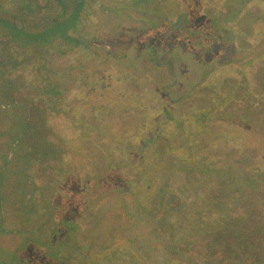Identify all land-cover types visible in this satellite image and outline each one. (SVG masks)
I'll use <instances>...</instances> for the list:
<instances>
[{
	"label": "rangeland",
	"instance_id": "obj_1",
	"mask_svg": "<svg viewBox=\"0 0 264 264\" xmlns=\"http://www.w3.org/2000/svg\"><path fill=\"white\" fill-rule=\"evenodd\" d=\"M38 1L41 6H45L47 0ZM207 1L208 0H97L95 4L93 3L92 9L90 5H87L86 10H88V18L85 19L83 25L79 24L76 28V33L79 38L86 41L89 40L91 45L101 49L111 58V62L115 67H122L123 69L129 70V73L125 71L120 77L125 79L124 89L128 92L127 96H129L128 98L130 100H132L131 96L133 95L139 97L141 91L152 92V90L150 91L146 88L145 83H147V81H145L144 78L141 79V84L144 85L142 89L140 85L138 86L134 82L136 74H140L143 70L148 68V70L155 72V76H152V79L149 78L150 81L152 80V83L156 84L155 90H161L172 102H174L175 107L173 110L177 112L176 115H178V117L182 118V114L196 113L200 110L201 112L208 111L211 114L219 112L218 116L215 117V114L211 116L209 118L210 122L204 127L197 121L193 123L195 118L190 117L189 125L179 126L178 123L173 124L172 128L176 144L181 147V149L187 150L188 154L192 153L196 158H198V156L204 157L203 159L207 158L209 165L213 166H205L206 170L210 173L212 179L218 180L220 177H216L215 179L214 173L221 174L224 169L222 167L227 166L229 163H234V165H236L238 161H242V159H237L234 153L247 151L246 148L253 146V142L256 138L254 139L251 134L245 139L236 135L237 133L230 134V131L237 130L236 132H240V129L244 126V122L241 118V115L245 113L243 110H250L249 113H251L254 109L253 106H255L253 103L255 98L259 100V105L257 110L255 108L256 112L254 118L257 120H264V66L258 67L259 58H254L255 60L252 59L251 62L246 61L251 58L250 48L252 45L244 43L241 38H239L238 41L237 38L230 33L223 31V33L220 32L218 34V38H220L219 43L213 46H203L204 39L201 37L203 35L199 33L206 24L205 17H198L199 12L204 9L207 13L211 14L215 8L214 5H225V8L229 12V14L226 15V20H234L236 17L241 19L237 25L239 29L236 28L234 23L231 24V26L234 25L233 31L236 33L243 29L249 38L250 35L253 38L254 35L249 26V22L253 20V5L251 1L210 0L208 3ZM176 4L179 6H176V8L172 7ZM52 6L55 5L53 4ZM169 7H171V10L168 9ZM0 10H4L7 14H10L12 11H17L18 8L15 4L8 1V4L2 5ZM47 12L48 9L43 10L38 18L41 17L40 20L42 21L44 19L43 17L48 14ZM257 18L260 19L259 16ZM37 20L38 19H36V21ZM262 26H264V24ZM259 30V34L262 35L263 28ZM248 37L245 36V39L247 40ZM2 38L0 34L1 42L3 41ZM261 39H264V37L262 36ZM252 43L255 45V56L258 57V55H261L260 59L264 60L263 42L255 36V41ZM238 47L242 50H239ZM213 48H215V52H213ZM6 50L17 56H23L21 52L17 51L15 46H11L9 49L6 48ZM216 52L222 60L221 63L231 61L233 63L235 61H243V63H241L242 68L240 71H235L228 65L224 71H221L224 77L232 79L233 76H237V79H235V81H229L228 89L224 88L221 91L222 94L220 93V97L216 98V102L211 105V102H208L210 98L212 99V93H210L209 90L196 91L193 88L206 79L210 72V59L212 60ZM1 56L0 53V57ZM1 58L0 61H4L6 56L4 55ZM83 63L82 59L79 64L76 62L75 65L83 67ZM261 63H263V61H261ZM19 68L20 69L8 73L6 76L7 79L0 76V108L3 105H7L5 110H0L1 150L5 154L8 153V149L10 150L9 152L14 151L10 156L11 165L14 167L12 171L14 173L11 174L12 179L6 188V193L8 195H6L4 203L5 213L3 224L8 234L0 238V247L3 248L4 252L5 249H8V252H5L7 253L4 255L5 257L0 256V261L4 262V264H20L21 262L33 261H37V264H68L69 262L66 259L68 254L66 253V249L64 250L61 248L60 243L65 244L67 241L72 240L74 246H78L83 244V241L89 240L87 239L88 237L84 235V232L79 231V233L72 235L71 230L65 231V228H75L72 227L73 224L71 222L82 220L79 219L81 213L79 210H82V200L75 205V208L72 207L68 214L63 211V213L67 215H62V218H60L62 223L56 225L59 229L56 235L58 240H55L53 237V244L50 246V251H53L56 257L53 260H49V262L46 258L37 256L38 254L35 247H38L39 244H37V246L35 244H28L25 251L26 255H20V252H18L19 254L16 253V259L13 258L12 260L11 254L15 252L14 247L16 246V242L19 241V237L11 233V231L14 229H22L27 232H32L34 228H43L41 231V233L43 232V234H41L43 236H45L44 233L50 231L49 228L51 227L53 232L56 231L54 227V224L57 223L55 210L59 213V210H63L64 203H69L72 199H75L72 197L74 192L73 189L76 190L74 187H79V184L84 183V181L86 184L91 183L92 180L89 182L91 176L92 179L94 178L92 183H95L97 177L103 172L101 170L105 167L104 161L100 159V162H98V148L95 143L91 145V140L95 136L103 140L106 146L113 147V151H119L118 154H120L121 158L116 165L123 161L122 155H125L126 159L128 158V160L132 162V165L136 164L142 166L143 163L140 154H142L143 149L142 147H133L129 141H127L129 137L126 136L124 129L127 123L130 124V122H128L129 119H126V122L121 117L123 113H126V110L124 111V106L117 104L118 98L116 96H107L103 99L102 95L98 94V92L95 93L92 92V90L88 91V88L83 87L84 83L74 78L69 82V85H65L67 91H63L62 95L57 94L59 95V99L62 96L64 100H56V98L48 97L45 92H40V90L36 89L31 83V79H40L39 76L42 77V73L40 74L37 71L40 67H28L25 64H21ZM247 72L248 75L258 78V91L250 90V92L249 90H245L246 88L244 86H237L235 88L240 79V74ZM106 74V77L102 78L101 73L99 75L98 71L96 73L95 70L92 72L93 77L97 79L100 86L101 81L105 84L108 82L106 85H109L116 78L112 73ZM158 75L162 77L160 84L157 83L156 80ZM79 78L82 79L80 76ZM54 79V77H51L50 80ZM216 81L218 80L216 79ZM213 84H215L212 85L213 88L220 91V85L217 83ZM85 85L91 86L90 83L88 84L86 82ZM233 85L235 86L233 87ZM247 92L250 97L247 95ZM119 93L118 95L121 99H126L122 90ZM147 99L154 102L151 97ZM130 100H128V102H130ZM104 103L107 105H104ZM18 104H22L23 107L21 108ZM68 104H70V107ZM85 105H88L89 109H85ZM204 105H208L207 107L211 106L203 110L202 106ZM25 106L26 109H24ZM106 106H108V108L102 110V108ZM58 109H67L68 114L65 113V111L60 112ZM81 109H84L85 115H83L81 123H78L76 118L73 117L76 115H72V113L73 110L78 113ZM85 110H89L90 113L87 114ZM58 111L64 116L62 119L63 122L58 124L59 127L54 129V132L50 134V132H52L50 128L54 126L55 120L59 118L57 114ZM102 117H104V124L102 123ZM9 121L17 124L12 128ZM26 121H28L29 127H27V125L25 127L22 126ZM238 124H242V126ZM20 127L26 132L23 136L20 135ZM262 129L264 131V127ZM101 130L102 133L104 131V133L109 136L103 138ZM141 130L142 128H139V132ZM248 131L252 133L254 130L248 129ZM252 134L257 138L263 139L262 142L260 139V142L256 140V143L264 154V136H261L259 133ZM112 135H114V137L111 140ZM219 147H222V152H217L220 150ZM100 148L101 146H99V149ZM159 152H162V148H157L154 151L155 154H159ZM232 154L233 156H230ZM263 154L255 155L254 157L256 159L254 163L264 167ZM20 155L24 157L29 156L27 160H29V162L31 161L33 166L38 169H40L43 164L50 161L48 162L49 169L53 167L54 170L57 171L58 176L56 179L59 181L57 184L59 188L57 189H59L63 195L61 201H59V199V202L56 201L57 198L51 195V191L54 187L53 189L50 187L47 195L38 198L36 196L34 197L30 187L23 188L21 180L24 179V177L22 175L19 177L16 174L18 171L15 168H19L21 163H23L22 161L26 159L22 157L20 161ZM90 157L94 159L89 161L91 164L87 162V158L90 159ZM13 158L16 159L17 163L13 164V162H15ZM202 158L199 161L202 162ZM95 159H97V161ZM151 159L150 157L149 161H151ZM185 160H189V157L184 156L182 162ZM213 162H216L217 166L212 164ZM155 163L156 165H160L161 161L157 158L153 164ZM193 163L194 162L185 164L189 167L193 165ZM251 163L253 162L248 164L251 165ZM156 165L152 170L157 174H153L154 177L149 178V182L147 183L149 186L145 189V197L150 196H148V190H151V188L153 194V188L156 187V185L154 187V184H157V186L161 184V181L158 180V176H156L158 175L156 169L159 168L158 166L156 168ZM79 167L81 171L78 172L75 169H79ZM111 167L113 168L112 165H110V168ZM184 173L189 172L184 171ZM197 173H199V171H197ZM199 178H202L201 175ZM199 178H194V180L191 179L190 181L192 182L183 186L181 189H172L173 192L171 193L174 194V199L172 200L168 195H165L163 199H155V197L153 199L152 197L149 198V200L152 199L151 204L154 206L153 212H151L153 219L147 224L146 236L143 239L144 246L149 256L154 257L156 253L157 256H166L168 257L167 262H169V264H187L186 262L195 260H197V262L191 263L245 264V262L250 263L256 259L264 261V236L245 234L244 229L238 225L234 227L230 235L227 233L224 234L221 228L222 225L217 223L220 215L219 212L213 214L204 211V213L198 215L193 221L188 215L184 218L185 220L182 221L185 230H171L176 222L177 202H196L198 205L202 204L201 200L204 198V192H202V189L198 190L201 188ZM63 182H66L67 186L68 184L71 185V191H69V193H67V190L65 191L66 188L61 189V183ZM158 182L160 183L159 185ZM260 182L261 183L258 184L260 187L252 191L253 196L249 204L250 210L245 211L239 208L240 210L236 211L234 214L238 217L240 213L243 218H249L248 226L254 223L253 217H249L247 213L260 214L257 216L264 222V176L260 178ZM155 191L158 192L159 190L156 189ZM24 193H26L25 196ZM221 193L225 194L226 191H214V195ZM110 196L114 197V192L111 193ZM34 198H36L34 202L36 211L34 210V212L25 214L24 212L27 209L25 210L23 205L26 206L30 204L31 200ZM54 206L57 207L55 210ZM37 207L39 208L37 209ZM189 207L199 211L196 209L197 205L195 206L196 208L191 207V205H189ZM233 209L236 210L237 208ZM187 213H189V208L186 209L185 214ZM54 218H56V220ZM135 219H137V217ZM136 229L137 227H134V229H132L133 232H135ZM133 232L130 230H122L121 234L128 237L129 234H136ZM246 232L248 231L246 230ZM28 234L29 233L26 235ZM29 236H35L37 238L36 232L29 234ZM129 241L131 243L132 238H130ZM181 242L184 246L179 244ZM172 243H175L177 247H172L170 245ZM40 247H42V245H40ZM129 247L130 250L133 251L131 256L136 258L138 263L147 264V257L143 256L142 253L137 254V250H139L137 243L130 244ZM167 249L169 251H167ZM171 250L173 254L176 255H170ZM2 254L3 253L0 252V255ZM183 254L185 259H182ZM187 257L189 261H187ZM10 259L12 262H10ZM150 264L156 263L150 262Z\"/></svg>",
	"mask_w": 264,
	"mask_h": 264
},
{
	"label": "trees",
	"instance_id": "obj_2",
	"mask_svg": "<svg viewBox=\"0 0 264 264\" xmlns=\"http://www.w3.org/2000/svg\"><path fill=\"white\" fill-rule=\"evenodd\" d=\"M8 1L12 4H15L18 10L15 12L12 11L10 14H7L4 10H0V34L1 37H3V41H0V46H3L7 49H9V47L11 48V46H15L17 51L21 52L23 55L22 58H20V60L22 59V64H25L28 67H40L37 69V71L40 74L42 73V76L45 77V80H42V78H40L41 80L33 78V80L31 79L32 85H34L36 89L40 90V92H45L48 97L56 98V100L62 101L64 100L62 96L59 99V95L57 94L62 95L63 91H67V87L65 89V85H69V82L72 79L77 78L78 81L84 83L83 87L88 88V91L92 90V92H98V94L102 95L103 99L107 96H116L118 98V102L116 101L117 104L124 106V111L126 110V113H123L121 117L125 121L126 119H129L128 122H130V124L127 123V126L124 129L126 136L131 139L130 140L128 138L127 141H129L133 147H142L143 149L142 154H140L142 157V166L136 164L132 165V162L128 160V158L126 159L125 155H122L123 161L116 165V163H118L121 158L120 154H118L119 151H113V147L106 146L103 140H100L97 138V136H95L91 140V145L92 143H95L96 147L98 148V162H100V159L104 161L105 167L101 170L103 172L97 177L95 183H92L94 178L92 179L91 176L89 179V182L92 180L91 183L86 184L84 181V183L79 184V187H74L76 190L73 189L74 192L72 197L75 199H72L69 203H64L63 210H59V213L56 212L55 208L57 207L54 206L55 217L57 218V223L54 224L56 229L55 232H53L52 227L49 228L50 231L44 233L45 236L41 235L43 234V232L41 233L43 228H34V231L32 232H27L22 229L13 230L11 233L16 234L17 237H19V241L16 242V246L14 247L15 252L11 254L12 260L13 258L16 259V253L19 254L18 252H20V255H26L25 251L28 244H35L36 246L39 244L38 247H35L38 254L37 256L46 258L48 262L49 260H53L56 256L53 251H50V246L53 244V237L55 240H58L56 235L59 229L56 227V225L62 223L60 218H62V215H65L63 211L68 214L71 211V208H75V205L80 203L82 200V210H79L81 211L79 219L82 220L78 222L70 221L73 224L72 227L75 228H65V231L71 230L72 235L79 233V231L84 232V235H86L88 237L87 239L89 240L83 241V244L78 246H74V242H72V240L67 241L65 244L60 243L61 248L64 250L66 249V253L68 254L66 258L69 262L68 264H140L138 261H136V258L131 256L133 251L130 250L129 245L133 243H137V247L139 249L137 250V254L142 253L143 256L147 257V264H150V262H155L156 264H169V262H167L168 257L166 256H157L156 253L154 257H150L143 243V239L146 236L145 233L147 224L151 219H153L151 216V212H153L154 209L153 204H151L152 199L154 197L155 199H163L165 198V195H168L172 200L174 199V194L171 193L173 192L172 189H181L183 186L190 184L192 182L190 181L191 179L194 180V178H199L200 175L202 177L199 178L201 188L198 190L202 189V192H204V198L201 200L202 204L198 205L196 202H177V213L175 215L176 222L174 227L171 228L170 226L171 230H185V226L182 221L185 220L184 218H186V216L189 215L193 221L198 215L204 213L205 211L211 212L213 214L219 212L220 215L217 223L222 225L221 228L223 229L224 234L227 233L230 235L233 232L234 227L238 225L244 229L245 234L248 233L249 235L253 234L264 236V222L262 219H260V217L257 216L260 214L247 213L249 217H253L254 224L251 226H248L249 218H243L240 213L238 214V217L234 215L236 211L240 210L239 208H242L245 211L250 210L249 204L250 199L253 196L252 191L260 187L258 185L261 183L260 178L264 176V167L254 163L256 159L254 156L263 154V152L260 150L261 148L256 143V140H258V142H262L263 139L257 138L254 134H252L259 133L261 136H264V131L262 129L264 127V120H257L254 118V114L259 105V100L255 98L253 102L255 106H253L254 109L251 113H249L250 110H243L245 113L241 115V118L244 122H242L244 126H242V124H238L239 126H242L240 132H236L237 130L232 132L230 131V134L237 133L236 135L245 139L251 134L254 139L256 138L253 142V146L246 148L247 151L234 153L237 159H242V161H238L236 165H234V163H229L227 166L222 167L224 169L222 170L221 174L214 173L215 179L216 177H220V179L214 180L212 179L210 173L206 170V167L213 165H209L207 158L203 159L204 157L202 158V156H198V158H196L192 153L188 154L187 150L181 149V147L176 144L175 137L173 135L174 131H172V128L173 124L178 123L179 126L189 125L190 117L195 118L193 123L197 121L201 123L202 127H204L210 122L209 118L215 113L211 114L208 111L201 112L200 110L196 113L182 114V118L178 117V115H176L177 112L173 110L175 107L174 102H172V100L161 90H155L156 84L152 83V80L150 81L149 79L152 76H155V72L148 70V68L143 70L141 72L142 74L137 73L136 77L134 78V82L136 85H140L142 89L144 85L141 84V79L144 78L145 81H147V83H145L146 88H148L150 91L152 90V92L149 93L147 91H141V95L139 97L133 95L131 96L132 100H130L128 98L129 96H127L128 92L124 89L125 79L120 77L125 71L129 73V70L125 68L123 69L122 67H115V65H113L111 62V58H109V56H107L101 49L91 45L89 40L86 41L82 38H79L76 33V28L79 26V24L83 25L85 19L88 18V10H86L87 5H90L92 9L93 3L95 4L97 0H47L45 6H41L38 0H0V7L2 5H7ZM209 1L210 0H208L207 3ZM250 1L253 5V20L249 22V26L251 28L252 34L254 35L253 38L251 35L249 38L243 29L236 33L233 31L234 25L236 28H238L237 25L241 19L236 17L234 20H226V15H228L229 12L225 8V5H214L215 8L211 14L207 13L204 9L203 11L199 12L198 17H205L206 19V24L199 33L200 35H203L201 36L204 39L202 44L203 46H213L219 43L220 38H218V34L220 32L223 33V31H227L232 36L237 38V40L241 38L244 43L252 45L250 48L251 58L250 60L246 61L251 62L252 59L259 58L258 67H260L264 66V60L260 59L261 55H258V57L255 56V45L252 42L255 41L256 36V38L261 40L263 42L262 44H264V39H261L262 36L264 37V26H262L264 24V0ZM53 4L55 6H52ZM176 6L179 5L176 4L172 7L176 8ZM45 9H48V14L43 17L44 19L41 21V17L38 18V16ZM168 9L171 10V7ZM258 16L260 19L257 18ZM36 19L38 20L36 21ZM232 23H234L233 26H231ZM260 28H263L262 35L259 34ZM245 36L248 37L247 40L245 39ZM213 49V52H215V48ZM239 50L242 49L239 48ZM82 59L84 62L82 64L83 67L75 65L76 62L79 64ZM261 61H263V63H261ZM1 62L2 63L0 66L3 67V60ZM221 62L222 60L216 52L213 55L212 60L210 59V72L208 73L206 79L204 82L197 84L193 88L196 91L209 90V92L212 93V99L210 98L208 100L209 103L211 102V105L212 103L216 102V98L220 97V93L222 94L221 91L224 88L228 89V82L231 80L235 81V79H237V76L233 75L232 79L224 77L221 71H224L227 65L235 71H240L242 68L241 63H243V61H235L234 63L232 61L225 63ZM4 65L5 68L3 69L7 71L8 68L15 67L18 65V63H14L10 59L8 62L5 61ZM14 70L15 69L13 68L9 70L8 73ZM94 70L95 73L98 71L99 75L101 73L102 78L106 77V73H112L116 76V78L109 85H106L108 82L105 84L101 81L100 86V83L92 75ZM130 74L133 75L132 73ZM79 76L82 77L86 83H90L91 86H86L85 82L79 78ZM160 76L161 75H158V77H156L157 83L159 84L161 83L162 79ZM51 77H54L55 79L50 80ZM216 79L218 81H216ZM257 82V77L248 75V72L244 74L242 73L240 74V79L236 86L233 85V87L235 86L236 88L237 86H244L246 88L245 90L258 91ZM148 83L150 84L151 89L149 88ZM213 83L220 85V91L213 88L212 85H215ZM121 90L124 92V97L126 99H121V97H119L118 94H120L119 92ZM247 95L249 96L248 92ZM149 97H151L154 102H152L150 99H147ZM75 99L79 100L78 98ZM128 100H130V102H128ZM68 105L70 107V104ZM104 105L107 104L104 103ZM207 106L208 105L202 106V109L204 110L210 107ZM84 108L89 109L88 105H85ZM105 108L107 109L108 106L102 108V110ZM63 111L68 114L67 109L60 110V112ZM85 111H87V114L90 113L89 110ZM57 114L59 115V118L55 120L54 126L50 128V131H52L50 134L54 132V129L59 127L58 124L63 122V114H60L59 111ZM72 115H76L73 117L76 118L78 123H81V119H83V115H85L84 109L79 110L78 113L73 110ZM218 115L219 112H216L215 117ZM103 119L104 117H102V123L104 124ZM139 128H142L140 132ZM248 129H253L254 131L251 133L248 131ZM101 134L103 135V138L109 136L105 134L104 131L102 133V130ZM113 137L114 135H112L111 140ZM99 146H101L100 149ZM157 148H162V152L155 154L157 152L154 153V151ZM219 149L220 150L217 152H222V147H219ZM9 151L10 150L8 149V153L5 154L1 150L0 144V238H3L8 234V231L4 229L3 224L5 213L4 203L6 195H8L6 193V188L12 179L11 174L14 173L12 171L14 167H12L10 160L11 153L13 154L14 151ZM184 156H188L189 160L182 162V158ZM230 156H233V154ZM22 157L26 159L22 161L23 163H21L19 168H15L18 171L16 174L19 177L20 175L24 177V179L21 180V185L23 188L30 187L34 197L36 196L38 198L40 196L47 195L50 187L51 189L54 187V189L51 191V195L57 198L56 201H58V199L61 201V199H63V195L61 194V191L57 189L59 188L57 185L59 181L56 179L58 176L57 171H55L53 167L49 169L48 162L50 161L43 164L42 167L38 169L33 166L31 161L29 162V160H27L29 156L24 157L23 155H20V161ZM150 157L152 158L151 161H149ZM157 158L159 161H161L160 165H156V163L153 164ZM201 158L202 162L199 161ZM87 160V162H89L90 160L92 161L94 159L90 157V159L87 158ZM95 160L97 161V159ZM192 162H194L193 165L189 167L185 164H190ZM250 162H253L254 164L251 163V165H249L248 163ZM15 163H17L16 159L13 164ZM89 164L91 163L89 162ZM212 164L216 165V162H213ZM110 165H112L113 168H110ZM155 165L156 168L157 166L159 167L156 169L158 172V175L156 176H158V180L161 181V184L159 182V186L154 184V187L156 185V187L153 188L154 196L152 194L151 188V190H148V196H150L145 197V189H147V186H149L147 184L149 182V178H153V174H157L152 170ZM75 170L79 172L81 171V168L79 167V169L76 168ZM184 171L189 172L190 174L184 173ZM197 171H199V173H197ZM61 184V189L66 188L65 191L67 190V193L71 191L70 184H68V186L66 185V182ZM156 189L159 191H155ZM214 191H226V193L214 195ZM113 192L115 196L111 197L110 195ZM25 195L26 193H24V196ZM150 197H152L151 200H149ZM35 200L36 198L32 199L30 204L26 206L23 205L24 207L22 206L25 210L27 209L24 212L25 214L34 212V210L36 211V207H34ZM189 205H191V207H195L197 205V208H195L200 212L190 208ZM38 208L39 207H37V209ZM187 208H189V213L185 214ZM233 208L237 209L234 210ZM136 217L137 219H135ZM56 218L54 219L56 220ZM134 227H137L135 232L132 230ZM122 230H130L136 234H129L128 237H126L121 234ZM246 230L248 232H246ZM33 232H36L37 238L35 236H29V234ZM27 233L29 234L26 235ZM130 238H132L131 243L129 241ZM186 240L191 241L189 239ZM179 244L183 245L182 242ZM40 245H42V247H40ZM170 245L175 248L177 247L175 243ZM172 250L170 251V255H176L173 254ZM167 251L169 250L167 249ZM0 252L3 253L0 256L5 257L4 255L7 254L5 252H8V249H5L4 252L3 248L0 247ZM182 259H185L184 254ZM187 259V261H189L188 257ZM10 262H12L11 259ZM191 262L195 263L197 260L186 263L194 264ZM263 262V260L261 261L256 259L250 263L245 262V264H263ZM37 263V261H33L21 262L20 264Z\"/></svg>",
	"mask_w": 264,
	"mask_h": 264
},
{
	"label": "flooded vegetation",
	"instance_id": "obj_3",
	"mask_svg": "<svg viewBox=\"0 0 264 264\" xmlns=\"http://www.w3.org/2000/svg\"><path fill=\"white\" fill-rule=\"evenodd\" d=\"M2 47H3V46H0V53H1L2 56L5 55V56H6V59L3 61V67L0 66V69H1V70H0V76H3L5 79H7L6 76H7L9 70H11V69H13V68H14L15 70L20 69L19 66L22 64V63H21L22 59L20 60V58H22V56H17V55H15V54H12V52H10V51L7 52V50H6L5 47H3V51H2ZM4 48H5V49H4ZM14 53H18V52H14ZM2 56H1V57H2ZM1 57H0V58H1ZM10 59L12 60V62H14V63H18V65L15 66V67H12V68H8V70L5 71V69H3V68H5L4 63H5V61L8 62ZM1 63H2V62L0 61V64H1ZM20 75H21V74H20ZM39 78H42V80H45V77H44V76H42V77L39 76ZM15 101H17V100H15ZM18 105H19L21 108L23 107L22 104H21L22 106H21L20 104H18ZM6 106H7V105H3V106H1L0 110H1V109H2V110H5V109L7 108ZM8 106H10V105H8ZM24 109H26V106L24 107ZM22 110H23V109H22ZM9 123L12 125V128L14 127L15 124H17V123H15V122H12V123H11L10 121H9ZM26 125H27V127H29V125H28V121H26V122L24 123V125H22V126L25 127ZM22 126H21V127H22ZM21 127L19 128V129H20V135L23 136V134H25L26 132L23 131V129H21ZM27 127H26V128H27ZM12 131H13V130H12ZM10 135H11V134H10ZM11 136H12V135H11ZM21 136H20V137H21ZM20 137H19V138H20ZM14 230H15V229H14ZM12 231H13V230H12ZM12 231H11V232H12ZM0 264H4V263H2V261H0Z\"/></svg>",
	"mask_w": 264,
	"mask_h": 264
}]
</instances>
